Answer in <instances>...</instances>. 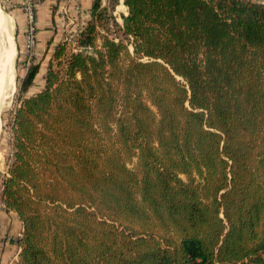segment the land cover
I'll use <instances>...</instances> for the list:
<instances>
[{
  "label": "trees",
  "instance_id": "1",
  "mask_svg": "<svg viewBox=\"0 0 264 264\" xmlns=\"http://www.w3.org/2000/svg\"><path fill=\"white\" fill-rule=\"evenodd\" d=\"M124 4L19 80L10 264H264V3Z\"/></svg>",
  "mask_w": 264,
  "mask_h": 264
},
{
  "label": "crops",
  "instance_id": "2",
  "mask_svg": "<svg viewBox=\"0 0 264 264\" xmlns=\"http://www.w3.org/2000/svg\"><path fill=\"white\" fill-rule=\"evenodd\" d=\"M76 1L58 0L53 2L50 0H35L36 44L32 52L34 53L32 56L33 59L28 60L27 57L29 54L26 47V33L29 29V16L24 8L25 0H2V2H6V4L13 8L12 12L19 22L17 39L19 42V60L23 64V69L27 72L31 64H40L39 73L34 81L35 84L39 83L43 87L45 73L55 46L64 40L66 41L67 38H72L77 35L81 28L92 19L94 0H78L82 9L78 13L74 9ZM101 1L102 6L110 4L109 0ZM122 5L126 8V12L123 14H128V8L124 4V0ZM14 214L17 215L16 212ZM18 219L19 224H17V230H15L16 224L9 222L8 228H12L14 232H10L9 230L7 232L5 230L0 231V264H10L19 258L20 247L17 243V237L21 234L23 226H21L22 221L19 216Z\"/></svg>",
  "mask_w": 264,
  "mask_h": 264
},
{
  "label": "rangeland",
  "instance_id": "3",
  "mask_svg": "<svg viewBox=\"0 0 264 264\" xmlns=\"http://www.w3.org/2000/svg\"><path fill=\"white\" fill-rule=\"evenodd\" d=\"M114 1V0H113ZM123 0H118V2L115 4L114 2H111V4L106 5L108 7L109 14L117 17V21L122 23V14L126 12V8L122 5ZM0 10L8 15L10 19L13 22L14 25V35H15V41L17 45V56L15 60V77H14V87L12 91L10 92V100L7 104V106L2 111V114L0 115V122H1V130H0V199L2 194V181L3 176L6 175L8 170L9 161L12 155V124H13V117L16 107L19 104V96H20V87H19V80L23 78V76L26 74V70L23 69V64L19 60V42L17 39V32H18V26L19 22L17 21L14 13L12 12L13 8L8 5L4 4L0 0ZM111 22V36L113 37H120L121 32L117 25H115L114 19L110 20ZM28 24L30 26L29 20ZM34 24H35V18H34ZM36 27V25H35ZM75 47L74 42H72L71 47ZM77 50V49H76ZM28 60H32V56L34 53L31 54L28 53ZM32 58V59H31ZM42 85L39 83H34V85L31 87V89L26 93V95H31L35 93L36 91H39L41 89ZM14 211H8L4 205L0 202V231L5 230L6 232L9 230L12 231V228L9 227V222L11 224H16L15 230H17V224H19L18 214H14ZM14 222V223H13ZM23 226V223H21ZM11 227V226H10ZM8 228V229H7ZM7 229V230H6ZM14 232V231H12ZM17 232V231H16ZM21 235V234H20ZM19 235V236H20ZM18 236V237H19ZM17 237V238H18Z\"/></svg>",
  "mask_w": 264,
  "mask_h": 264
},
{
  "label": "bare ground",
  "instance_id": "4",
  "mask_svg": "<svg viewBox=\"0 0 264 264\" xmlns=\"http://www.w3.org/2000/svg\"><path fill=\"white\" fill-rule=\"evenodd\" d=\"M16 56L13 22L0 10V115L7 106L11 97L10 92L14 87Z\"/></svg>",
  "mask_w": 264,
  "mask_h": 264
},
{
  "label": "built area",
  "instance_id": "5",
  "mask_svg": "<svg viewBox=\"0 0 264 264\" xmlns=\"http://www.w3.org/2000/svg\"><path fill=\"white\" fill-rule=\"evenodd\" d=\"M50 1L55 2L58 0H50ZM254 1L264 3V0H254ZM34 2H35V0H25V3H24V8H25V11L27 12V14L29 16V23H30L29 29L26 33V38H27L26 39V47H27L28 53L31 52V54H32V52L35 48V44H36V27L34 24ZM3 3L6 4V2H3ZM74 9H75L76 13L81 12V10H82L78 0L76 1ZM72 38H67V40L72 41Z\"/></svg>",
  "mask_w": 264,
  "mask_h": 264
},
{
  "label": "water",
  "instance_id": "6",
  "mask_svg": "<svg viewBox=\"0 0 264 264\" xmlns=\"http://www.w3.org/2000/svg\"><path fill=\"white\" fill-rule=\"evenodd\" d=\"M78 51L85 52V53H92L91 49H86V48H79Z\"/></svg>",
  "mask_w": 264,
  "mask_h": 264
}]
</instances>
